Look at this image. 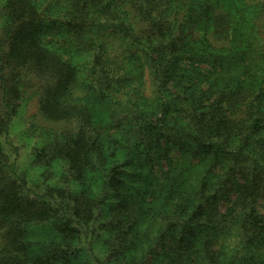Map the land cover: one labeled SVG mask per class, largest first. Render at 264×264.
<instances>
[{
	"label": "rangeland",
	"instance_id": "374dc122",
	"mask_svg": "<svg viewBox=\"0 0 264 264\" xmlns=\"http://www.w3.org/2000/svg\"><path fill=\"white\" fill-rule=\"evenodd\" d=\"M263 1L205 0V7L212 8L206 23L200 21L196 28L192 25L194 17L183 16L182 19L188 20L189 24L187 29L182 28L183 33H177L178 46L172 50L152 51L157 63L159 55L168 59L159 62L160 78L152 74L148 47L134 42L132 35L118 24L121 16L118 18L115 12L110 13L114 15L108 18L109 24H105L103 16H97L99 20L91 25L87 35L92 38L91 44L102 45V50H96L100 59L96 69L99 66L100 73L94 77V81L91 80L94 73L91 75L89 68L96 63L94 47L90 51L74 54L71 62L78 66L75 65L77 72L73 91L61 92L55 102L58 109L55 119L46 118L42 113L39 84L34 75H27L31 86L26 90L20 88L14 112L8 124L0 128L1 156L24 177L30 189L27 192L29 197L34 198L32 191L38 193L33 200L24 199L19 204L13 196L1 199L0 212L7 211L16 203V209L39 223L30 229L25 227L23 238L42 239L49 236V226L43 224L49 216L45 206H52L55 200L44 198L42 193L49 191L64 203L73 197L87 200L101 197L104 173L111 167V162L123 163L126 155L127 161L123 165L126 169H134L138 163L137 167H140L143 162L144 169L135 182L137 184L124 189L121 180L116 179L110 185L121 188L120 191L123 189L128 197L126 204L138 206L137 219L127 234V240H115L118 229L104 224L90 249L92 246L97 255L104 256L109 253V241L124 244L121 249L113 248L112 252L124 264H204L206 258L203 256L221 250L222 254L214 257L216 263L219 261L222 264L223 254H231L236 237L233 233L220 234L213 247H203L200 242L211 235L205 228L208 223L206 212H202L200 218H194L187 229V214L190 212L187 209L188 201L192 191H199L201 187L206 191V204L216 211L228 210L232 206L238 210L243 200L235 201L240 192L238 183L244 182V179L238 175L229 178L228 170L230 166L238 167L243 160L239 162L238 154L233 151L243 150L247 164L255 161L264 166V118L260 119V126L251 131L249 138L239 140L240 135L235 134L241 127L238 118L245 117L249 124L257 103L261 102L260 107H264V61L261 62L263 56L256 51V44H252L260 31L255 24L261 25L264 37ZM221 4L234 11L228 17L231 24L227 31L231 34L226 40L217 37L209 28L211 16L222 11ZM243 4H247V8L237 14L236 9ZM189 5H193V2ZM1 8L0 24L3 17ZM177 8H173V4L167 8L166 13L171 19L180 16ZM190 10H182V13L190 15ZM175 12L176 16H173ZM255 13L259 17H255ZM111 18H114V22H111ZM165 31L160 38L167 41L170 38L167 32H172L171 25ZM47 36V39H51ZM153 39L151 49L157 47L155 37ZM52 41L48 46L55 49L59 42L56 38ZM61 55L64 58L69 56L62 51ZM242 85L252 89L254 94L251 95L260 94L256 95L258 101L254 103L255 106L251 103L241 104L236 98L233 104L226 101L223 92L235 91ZM178 95L179 98H175ZM72 97L77 98L79 103L87 104L88 118L78 116L76 119L72 112L66 110L67 104L73 109ZM163 105L164 108H161ZM186 106L189 113L211 109L229 118L226 123L229 137L222 140V146L216 145L220 140L219 134L205 135L201 142L203 144L191 138L190 133L195 132L183 112ZM81 124L96 126L94 133L97 135L90 138L84 133L81 135L74 163L69 167L65 159L54 156L51 150L44 147L54 138L62 139L67 132L74 131ZM135 139L142 153L131 149ZM147 159L152 160V164ZM148 167H151V172L147 170ZM179 175L185 177L183 181L178 180ZM182 189H186V192ZM116 195L109 192L105 201L113 202ZM258 196L256 208L264 214V184ZM159 205L161 207H156ZM10 211L13 209L10 208ZM104 212L105 218L110 217L111 206H105ZM174 218L186 220L177 224ZM125 221L121 220L123 226L127 225ZM126 231L123 227L124 234ZM175 231L184 238L179 246L172 241L171 235ZM12 232L7 233L6 227L0 226V250L5 240L12 239ZM191 239H199L198 244L187 246ZM241 254L239 251L237 255ZM10 261H14V257L0 251V264ZM16 263L22 264L20 260ZM231 264H264V241L247 262L234 258Z\"/></svg>",
	"mask_w": 264,
	"mask_h": 264
},
{
	"label": "trees",
	"instance_id": "16d2710c",
	"mask_svg": "<svg viewBox=\"0 0 264 264\" xmlns=\"http://www.w3.org/2000/svg\"><path fill=\"white\" fill-rule=\"evenodd\" d=\"M191 2L193 5H189ZM172 4L173 8L178 6L176 9L180 11L178 19L175 17L171 19L170 15L166 13L167 8L171 7ZM262 4L264 5V1ZM0 6L3 12L1 15V17L3 16L2 23L0 24V128L8 124L17 105L15 100L18 93L21 92L20 88L26 90L27 87L31 86L32 83L28 76L34 75L39 84L42 94L40 107L42 113L46 118L55 119L58 116L55 102L61 96V92L73 91L72 85L76 79V66H78L77 63L75 66L71 62L74 54L90 51L94 47L96 63L89 68L90 74L94 73L91 80L100 73V67L98 66L96 69L100 61L99 56L96 55V50H102V45L91 44L92 38L87 35L88 30L92 28L91 25L99 20L97 16H103L105 24H109L110 16L114 15L110 13L115 12L118 18L121 16L118 19V24L132 35L134 42L148 47L147 50L150 52L148 60L151 64L152 74L160 78L159 62H166L168 59L159 55V62L157 63L152 51L155 49L159 52L167 48L171 50L176 48L178 46L176 42L177 33H183L182 28L186 27L187 29L189 24V21L183 20L182 17H194L192 25L196 28L200 21L206 23V18L209 17L208 12L212 8V6L205 7V0H44V2L42 0H0ZM245 8H247V4H243L235 12L238 14L240 10H245ZM181 9L184 11L191 9V14L182 13ZM230 12L234 11H231L227 5H222V11L211 16L212 21L209 28L223 40L228 39V35L231 34L227 31L231 24V20L228 19ZM173 16H176V12ZM254 16L259 17V14L255 13ZM113 20L114 18H111V22H114ZM170 25L172 32H167L170 38L165 41L160 37L166 33L165 30ZM255 26L260 31H258L252 44H256L255 49L258 54L263 56L261 60L263 62L264 37L261 32V25L257 23ZM47 35L51 39H47ZM154 37L157 47L151 49L150 47L154 46L150 45L154 43ZM54 38L59 42L57 43L58 47L50 49L48 45L54 42L52 41ZM59 48L62 53L69 54L68 58L61 55ZM262 81H264V70ZM251 94L254 92L248 85H242L240 89L232 92H223L226 101L230 104L237 100L241 104L248 105L251 103L254 105L258 101L256 95L260 96V94ZM175 98H179V95ZM48 101L51 103H47ZM71 101L72 110L70 105L65 106L68 112H72L76 119L78 116L89 117L86 103H79L74 97L71 98ZM260 104L261 102L257 103L254 116L251 117L249 124L246 123L245 117L238 118L241 127L235 131V134L240 135L239 140L249 138L254 127L260 126L259 121L264 118V107H260ZM161 108H164V105ZM183 112L194 128L195 133H190V136L199 144L204 141L203 137L208 134H219L221 144L219 143L220 140L216 142L219 147L223 144L222 140L228 139L226 123L229 118L226 115H220L211 109L189 113L187 106L183 108ZM249 115H251L250 112ZM95 130L96 126L81 124L74 131L67 132V135L62 139H52L44 148L51 150L55 154L54 156L65 159L68 166L72 167L80 146L81 135L84 133L86 137L90 138L97 135L94 133ZM243 132L244 135H242ZM139 146L137 139H135L132 148H130L142 153ZM233 153L238 154V161L243 160V162L239 161L241 164L238 167L230 166L228 170L229 178L238 175L244 179V182L238 183L240 192L236 196L237 200H235L243 199L239 209L235 210V206H232L228 210L216 211L213 206L206 204V191L200 187L199 191H192L193 194L188 201L189 208H187L190 212L187 214V220L182 219L187 221L188 229L194 218L198 219L202 212H206L208 223L205 224V228L206 232L211 235L200 242L203 247L205 245L213 247L220 234L233 233L236 237V243L232 247L230 255L224 256L223 254L222 264H231L234 258L247 262L248 258L252 257L253 252L264 241V214L256 208V199L259 197L258 191L264 184V166L258 165L255 161L247 164L246 153L241 149H236ZM126 158L125 155L123 163L120 164L111 162V167L103 175V195L94 200L73 197L72 200L64 203L57 200L54 194L49 191L42 193L44 198L55 200L52 206L48 204L45 206L49 216L43 224L49 226L48 238H23L25 227L30 229L31 226L34 227L39 223L16 209V203L7 211L0 212V226H5L7 233L13 231L12 239L10 241L5 240L4 246L0 250L4 255L9 254L14 257V261L7 264H17L18 260L22 264H124L121 258L115 257L112 253L113 248L121 249L124 244H115L114 241H109V253H105L104 256L97 255L92 246L90 249V245L104 224L113 229H118L114 235L115 240H127V234L137 219L138 206L132 207L129 205L130 203L126 204L128 197L123 189L120 191L121 188L110 185L116 179L121 180L124 189L137 184L135 182L144 169L143 162L140 167H137L138 163L135 164L134 169L133 167L126 169L123 166L126 164ZM147 162L152 164L150 159H147ZM147 170L151 172V167H148ZM183 178H185L183 175L178 176L180 181H183ZM29 190L24 177L17 173L14 166L8 164L0 154V203L5 196L8 198L13 196L18 204L24 199L29 201L38 196L37 192L30 191L34 198L29 197L27 194ZM185 190L182 189L186 192ZM109 192L117 194L113 202L105 201ZM105 206H111L112 211L110 217L107 218L104 217ZM156 207H161V205ZM10 208L13 211H10ZM159 211L160 209L158 213ZM217 214L219 215L217 216ZM109 218L111 220L108 221ZM121 220H126L127 225L123 226ZM174 220L177 221V224L182 221L178 218H174ZM122 226L127 230L125 234ZM158 234L160 236V233ZM177 234L178 232L175 231L171 237L172 241L176 242V246H179L182 237ZM198 240H189L187 246L197 245ZM239 251L242 254L238 256ZM216 254H222L221 250H216V252L214 250L207 257L203 256L206 258L203 263L219 264V261L216 263L214 257Z\"/></svg>",
	"mask_w": 264,
	"mask_h": 264
}]
</instances>
